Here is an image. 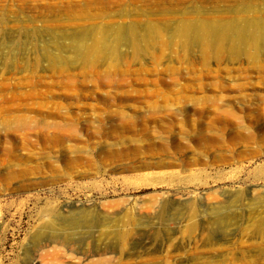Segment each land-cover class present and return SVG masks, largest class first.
<instances>
[{"label":"rangeland","instance_id":"obj_1","mask_svg":"<svg viewBox=\"0 0 264 264\" xmlns=\"http://www.w3.org/2000/svg\"><path fill=\"white\" fill-rule=\"evenodd\" d=\"M263 10L0 0V264H264Z\"/></svg>","mask_w":264,"mask_h":264},{"label":"bare ground","instance_id":"obj_2","mask_svg":"<svg viewBox=\"0 0 264 264\" xmlns=\"http://www.w3.org/2000/svg\"><path fill=\"white\" fill-rule=\"evenodd\" d=\"M251 7L250 5L245 6L246 11H249L250 13L252 12L254 14L255 9L252 11ZM257 10L258 9H256L255 12L258 13ZM246 20L250 22L252 25L243 26L241 23H234V22L225 23L222 21H215L212 25L211 24L206 25L204 23H199V22H194L192 24L191 22H182L183 24V26H181L182 33L179 34L180 36L184 37L186 41H190L191 39H193L194 41L197 40L201 42L203 39L211 37L212 38L211 53L215 54L218 59H220L225 52L228 53V51H230V54L234 52L237 53L238 49L240 48L253 57L252 54L254 51L252 50L255 49L254 47L256 46L258 39L260 37V33L258 32L257 29H264V19H260L257 21L248 18ZM230 42H231V46L229 48ZM261 229L263 228L261 227Z\"/></svg>","mask_w":264,"mask_h":264}]
</instances>
